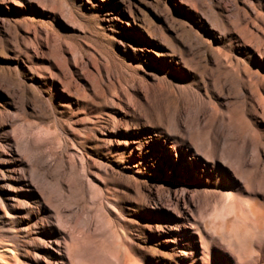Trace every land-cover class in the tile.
<instances>
[{
	"label": "rangeland",
	"instance_id": "1",
	"mask_svg": "<svg viewBox=\"0 0 264 264\" xmlns=\"http://www.w3.org/2000/svg\"><path fill=\"white\" fill-rule=\"evenodd\" d=\"M170 87L264 144V0H0V264H264V186L181 166Z\"/></svg>",
	"mask_w": 264,
	"mask_h": 264
},
{
	"label": "bare ground",
	"instance_id": "2",
	"mask_svg": "<svg viewBox=\"0 0 264 264\" xmlns=\"http://www.w3.org/2000/svg\"><path fill=\"white\" fill-rule=\"evenodd\" d=\"M189 93L191 95L197 94L196 92L191 90L189 91ZM169 95L173 98V101L178 106L176 107L180 108V112L174 119L176 122L175 128H177V134L173 136H165V142L170 144L169 148L172 152L175 153V157L180 159L181 166L183 168H188L186 159L191 161L193 169H195L196 166L200 163H210V177L209 179H207V184H210L211 180L215 176V186L218 188H223L226 184L222 179L225 178V176L228 174V170L230 171V169L234 167H232V164H229L228 161H232L233 165L238 163L236 164L237 177L235 176L237 181L230 186L234 187L238 192L242 193V191L244 190V184L249 185V189L245 187L247 192H249L248 194L253 196L254 199L258 198V196L261 194L256 189V187H258L259 185L264 186V144L258 145L257 150L254 151L250 139H243V141L239 143V138L232 135L226 128L227 123L231 120L230 117L226 114V112L218 102H213L208 92L199 94L201 97L198 99V102L203 103L204 99L207 100V102H204V107L200 106L195 111H192V109L188 107L187 100L184 99L178 89L170 87ZM199 105L200 104H198V106ZM188 113L190 114V116ZM215 124H218L219 127L218 133L216 135L217 140H212V143H209L210 139L206 135L201 136L199 130L200 128L206 127L212 129ZM187 134L188 140L185 139ZM195 138H200V145L197 146ZM185 147V150L188 151V154L184 156L183 153ZM42 148L43 147L38 144H33L31 147V151L34 155V161L29 164L21 159L20 165L25 168L32 166L39 171L45 172L46 169L44 167V162L42 159L44 157V151L42 150ZM225 155L228 161H226L227 159L224 160L225 158H223V156L225 157ZM236 155L239 156L235 160ZM50 157L54 162V166H57L58 157L54 154H51ZM39 158L42 159V162L40 164L37 163ZM233 159L235 161H233ZM190 170L188 172L189 177L193 173V171ZM25 234L26 236H29L28 232H26ZM34 241L38 242L39 239ZM50 245L53 252L60 255V244L51 241Z\"/></svg>",
	"mask_w": 264,
	"mask_h": 264
}]
</instances>
